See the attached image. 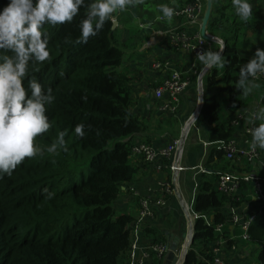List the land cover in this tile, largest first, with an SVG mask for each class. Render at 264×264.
<instances>
[{"label":"trees","instance_id":"1","mask_svg":"<svg viewBox=\"0 0 264 264\" xmlns=\"http://www.w3.org/2000/svg\"><path fill=\"white\" fill-rule=\"evenodd\" d=\"M6 3L0 0V7ZM213 6L206 29L223 41L222 55L230 63L223 69H210L202 81L203 102L195 123L208 127L211 147L194 202L193 240L183 264H207L215 242L226 236L206 222L210 216L214 224L225 221L222 208L230 200L217 188L220 173L242 169L226 159L221 144L234 134L231 121L223 116L221 101L232 114L242 106L239 70L253 56L255 44L250 39L260 27L251 20L241 21L231 0ZM84 15L82 8L70 23L45 25L50 59L30 65L24 82L27 89L28 79L34 78L53 90L55 98L46 113L52 127L36 138L40 153L25 158L11 176L0 179V264H121L128 258L136 220L125 213L116 214L113 203L122 186L136 174L130 164L131 139L126 138L145 130V123L133 111V77L118 68L123 49L136 48L140 39L121 43L119 29H112L109 20L87 43H66V38L74 41L79 37ZM212 45L219 48L214 42ZM202 67L200 64L198 69ZM79 123L86 125L83 138L74 133ZM65 129L67 149L58 146L55 153L49 152L57 133ZM225 159L231 166L222 165L217 171L213 165ZM45 188L48 192H43ZM262 188L264 194V181ZM49 193L53 195L47 199ZM145 234L152 237L149 228ZM247 234L248 241L259 247L257 262L264 264V202ZM157 242L161 241L154 236L153 243ZM156 259L153 264H161Z\"/></svg>","mask_w":264,"mask_h":264},{"label":"crops","instance_id":"2","mask_svg":"<svg viewBox=\"0 0 264 264\" xmlns=\"http://www.w3.org/2000/svg\"><path fill=\"white\" fill-rule=\"evenodd\" d=\"M153 1V6L147 5L148 3L153 4L148 0L146 4L129 7L123 12L115 13L113 18L110 19H116L117 21L116 27L119 29L121 43L125 41L129 43L134 39H140V44L136 48L129 49V55L122 63V66L129 75L130 73H136V78L132 80L131 89V96L135 100L133 111L145 123V130L126 139H131V143L138 141L147 142L155 149L168 146L174 139H180L183 145L182 151L180 149L178 156H176V151L174 158L179 165L186 168L175 173L166 167L167 161L163 159L150 163L141 156L132 155L130 164L136 168V174L131 182L122 186V192L115 201V213L128 214L134 221L139 215L140 201L148 199L149 203H152V216L148 217L142 224H139L136 229L138 240L137 255L146 256L147 264H153L154 260L157 261V257L150 251L154 236H156L157 241L165 244L170 241L172 236H179L183 239L187 237L190 220L191 218L195 220L194 202L198 192V184L201 181L202 168L206 169L204 161L211 147L207 138L208 133L204 130L203 136L201 135V137L196 139L193 138L194 130L190 138L191 125L197 113L195 109L198 104L199 91L201 93L202 90L201 86L198 87V67L201 62L192 52L173 48L166 36L167 31L174 27L179 28L180 26L182 30L191 34L197 31L199 26L181 25L183 19L176 17H173L170 23L167 22L163 18L162 13L159 12L158 5L156 6V4L166 3H155V0ZM187 1L189 0H169L167 5L175 8L183 6L188 3ZM225 1L212 0L210 16L212 11H214L213 4L221 5ZM250 2L253 5L254 14L250 20L253 21V24L260 25L255 31L256 44L254 51H256L257 48L264 49V0H250ZM202 3L203 12L200 18H202L206 8V1L203 0ZM214 43L218 44L217 42ZM210 48L214 51L216 50L212 43ZM156 63H160L159 68L155 67ZM138 70L141 72L139 73ZM173 72H178L186 78L187 86L180 94V102L176 111L171 113L163 109L167 102L166 96L157 99L154 96V91ZM250 82H255L260 87L255 89L250 96L243 95L242 106L235 114L227 112L225 101H221L223 116L231 122L235 120L236 115L239 113L254 111L263 106L264 81L250 80ZM168 118H172L176 122L177 128L171 131V136L166 137L162 130L166 128ZM248 119L247 117L242 118L239 124L233 127L234 134L232 139L235 140L238 146L243 145V131L246 125L249 124ZM194 127L202 129V127H198V121ZM133 138L136 140L133 141ZM225 161L226 159L222 162L219 161L213 167L217 171L222 168V165L227 168L230 167L231 164H226ZM232 163H235L236 168L239 169L240 167L242 169H228L220 174L226 171L252 170L262 176L264 175V168L261 164H248L238 161H232ZM160 182L170 184L173 187V192L167 193L163 191L158 185ZM238 193L241 195L240 202L231 205L230 201L222 208L225 216L222 233H226V236L221 235L218 239L217 253L223 257L226 264H252L257 262L259 247L243 238V221L248 215L255 214L261 208L263 202L255 194L250 184L244 185L238 190ZM155 200H162L164 205L153 203ZM233 215L237 217L236 222L232 221ZM209 219L213 220L212 216ZM145 228H149L152 237L145 234ZM133 238V235H131L132 240ZM185 247L186 244L181 249L180 256L183 255ZM127 259L121 264H126ZM163 261L164 259L160 261L161 264H163Z\"/></svg>","mask_w":264,"mask_h":264},{"label":"clouds","instance_id":"3","mask_svg":"<svg viewBox=\"0 0 264 264\" xmlns=\"http://www.w3.org/2000/svg\"><path fill=\"white\" fill-rule=\"evenodd\" d=\"M143 3L144 0H7L0 7V179L11 176L25 158L37 156L41 150L36 146V138L52 127L46 113L55 98L53 90L45 89L34 78L28 79L27 89L24 86L30 65L50 59L45 25L70 23L83 8L85 15L79 22V37L74 41L66 38L65 42L87 43L115 13ZM231 3L241 21L247 23L253 18L250 0H231ZM158 10L169 23L176 14L175 8L167 4H160ZM224 48L221 46L215 51L209 48L197 53V57L205 69H223L230 63L222 55ZM259 74H264V49L257 48L239 70L237 87L242 89L244 96H250L260 87L249 81L250 77L258 79ZM248 123L253 125L249 129L253 149L264 150V106L251 113ZM85 127L84 123L77 124L74 128L76 136L83 138ZM66 135L67 129L59 131L56 142L47 150L55 153L58 146L66 150ZM52 195L49 193L46 198L50 199Z\"/></svg>","mask_w":264,"mask_h":264},{"label":"built area","instance_id":"4","mask_svg":"<svg viewBox=\"0 0 264 264\" xmlns=\"http://www.w3.org/2000/svg\"><path fill=\"white\" fill-rule=\"evenodd\" d=\"M203 0H193L191 3L185 4L184 6L180 8H176V14L174 17L176 18H182L183 22L181 25H195L199 26V29L191 34L187 33L186 31L182 30L181 27H174L167 31L166 36L169 40L170 45L175 49H181L184 51H190L192 52L195 57H197V53L201 51H206L210 48V45L212 42H216L213 40H207L200 34V23H201V14L203 12ZM206 35H211L213 37H216L212 34H210L206 29ZM220 47V45H219ZM198 58V57H197ZM156 68L160 67V63L155 64ZM210 69H205L204 66L201 70L198 72V87H202V81L204 75L209 71ZM253 81H264V74H259L258 79L251 78ZM187 86V80L184 78L180 73L173 72L171 75H169L167 78H165L161 85L158 86L154 91V96L157 99H161L162 97L166 96L167 102L163 106V109L166 111H169L171 113H174L179 105V95L182 93V91ZM199 103V100H198ZM198 106V104H197ZM255 111V110H254ZM253 111H244L242 113H239L236 115V118L231 124L233 127L239 124V121L242 118H249L251 116V113ZM195 119L192 122V124H195ZM258 124V121L256 122ZM253 127V125L248 124L244 128L243 131V145L238 146V144L235 142L234 139H229L226 142H221L223 150L225 152L226 159L230 161H238L241 163H257L258 165H263L264 168V159H262V151L260 148L253 149L251 144V135L249 132V129ZM190 129V128H189ZM182 141L180 139H174L171 141V143L168 146H163L159 148H153L152 145L148 144L147 142H134L131 145V155L136 156H142L143 159L147 162L153 163L157 161L158 159H163L167 161L166 167L171 172H179L184 170L186 167H183L179 165L175 161V152L181 149L182 151ZM202 168V172H203ZM264 181V175H260L256 171H232V172H225L219 175V178L216 181V185L218 190L225 193L229 200L231 201V205H235L236 203L240 202L241 195L238 193V190L242 188V185H251L253 191L255 194L264 202V194H263V188L262 184ZM160 188L167 192L172 193L173 187L168 183H159L158 184ZM175 186V185H174ZM157 205H164V202L162 200L155 201ZM141 204V210L139 217L137 219V224L132 229L131 235H133V240L130 244L129 250H128V259L126 264H146V256H139L137 255L138 250V244H137V233L136 229L140 222L145 221L148 217L152 216V208L149 203L148 199H142L140 201ZM260 213V209L253 215H248L244 221H243V227H244V234L243 238L249 239V236L247 234L248 227L250 223L257 217V215ZM195 218L197 214H194ZM232 221L236 222L237 217L233 215ZM206 222L209 225L213 224L214 229L222 233V229L224 226L223 223H216L214 224L212 219H207ZM221 237V236H220ZM219 237V238H220ZM217 241L212 247V251L214 252L213 257L211 260L207 262V264H226L225 260L223 259L220 254L217 253ZM150 251L155 253V255L158 257L159 260L164 259L165 254L167 253V245L162 242L153 243L150 245ZM180 257V256H179ZM179 261V260H178ZM183 257L181 258V264H183ZM252 264H259L258 262H254Z\"/></svg>","mask_w":264,"mask_h":264},{"label":"water","instance_id":"5","mask_svg":"<svg viewBox=\"0 0 264 264\" xmlns=\"http://www.w3.org/2000/svg\"><path fill=\"white\" fill-rule=\"evenodd\" d=\"M206 1V8L205 11L203 13V16L201 18V23H200V34L206 38L207 40H215L217 43H219L220 47L224 46L223 41L218 38V37H213L211 35H206V27H207V23L210 17V12H211V5H212V0H205ZM117 26V21L116 19H112V29H114ZM203 90V89H202ZM201 90V93L199 91V103L198 106L196 107L195 111L197 112L195 120L197 119L199 113H200V109L202 107V102H203V92ZM180 150H178V152L176 153V156L179 155ZM194 218H191L190 220V224H189V229H188V235L186 238H181L179 236H172L170 241L168 243H166L167 245V253L164 256V261L163 264H176L179 260V256H180V251L181 249L184 247V244H186V248L183 254V259L186 256L188 247L190 246L192 240H193V232H194ZM168 238H170L168 236ZM184 262V261H183Z\"/></svg>","mask_w":264,"mask_h":264},{"label":"rangeland","instance_id":"6","mask_svg":"<svg viewBox=\"0 0 264 264\" xmlns=\"http://www.w3.org/2000/svg\"><path fill=\"white\" fill-rule=\"evenodd\" d=\"M146 2H148V0H144V3L143 4H146ZM150 2L151 3H153V4H150V3H148L147 5L148 6H153L154 5V1L153 0H150ZM203 2V1H202ZM155 3H156V1H155ZM156 6H157V4H156ZM252 23H253V21H252ZM255 35H256V33H255ZM255 35H254V37L253 38H251L250 40L254 43V44H256V41H255ZM218 45H219V43H218ZM130 48V47H129ZM254 48H255V45H254V47L251 49V51H252V54H254ZM123 51H124V56H123V60H122V63L124 62V60L128 57V55H129V49H123ZM134 55V54H133ZM132 55V56H133ZM122 63H121V65L119 66V70H121V71H123V72H125L124 71V68H123V66H122ZM140 70H143V69H140ZM139 71V70H138ZM141 71H139V73H140ZM127 73V72H126ZM127 74H129V73H127ZM130 75L133 77V79H135L136 77V73H130ZM202 89H203V86H202ZM202 92H203V90H202ZM179 99H180V95H179ZM134 101V104H135V100H133ZM171 116H174V115H171ZM171 116H169V117H171ZM195 125V124H194ZM194 125L192 124L191 125V129H190V131H191V134H190V138H191V136H192V134H193V131L195 130V134H194V136H193V138L194 139H196V138H198V137H201V135L203 136V133H204V131L205 132H208V127L206 126V125H203V124H201V123H198V127H202V129H198V128H195L194 127ZM177 128V124H176V122L175 121H173L172 120V118H168V121H167V123H166V128H164V130H162V133L166 136V137H169V136H171L170 135V133H172L171 131L172 130H175ZM204 130V131H203ZM190 131H189V133H190ZM188 133V134H189ZM133 141L134 140H136V139H132ZM119 198V196L117 197V199ZM116 199V200H117ZM116 204H115V201H114V203H113V208H114V206H115ZM194 220V219H193Z\"/></svg>","mask_w":264,"mask_h":264},{"label":"bare ground","instance_id":"7","mask_svg":"<svg viewBox=\"0 0 264 264\" xmlns=\"http://www.w3.org/2000/svg\"><path fill=\"white\" fill-rule=\"evenodd\" d=\"M196 114H197V113H196ZM132 144H133V143H132ZM131 156H132V155H131ZM155 201H157V200H155ZM153 203H155V202H153ZM151 204H152V203H151ZM151 204H150V205H151ZM155 204H156V203H155ZM140 210H141V204H140ZM139 214H140V211H139ZM138 217H139V215H138ZM138 217H137V219H138ZM137 219H136V221L134 222L135 225L137 224V223H136V222H137ZM142 223H143V221L140 222V224H142ZM134 224H133V226H132V229H133L134 226H135ZM184 245H185V244H184ZM185 248H186V247H185ZM185 248H184V251H185ZM184 251H183V254H184ZM180 252H181V251H180ZM182 256H183V255H182ZM182 256H180V261L177 262L176 264H181V258H182Z\"/></svg>","mask_w":264,"mask_h":264}]
</instances>
